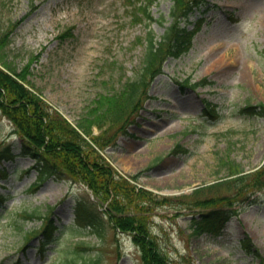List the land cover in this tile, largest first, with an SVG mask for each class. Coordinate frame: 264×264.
I'll return each instance as SVG.
<instances>
[{"label": "rangeland", "instance_id": "rangeland-1", "mask_svg": "<svg viewBox=\"0 0 264 264\" xmlns=\"http://www.w3.org/2000/svg\"><path fill=\"white\" fill-rule=\"evenodd\" d=\"M139 1L0 0V38L6 34L0 67L26 72L41 97L74 124L98 92L138 76L148 32L159 39L171 22L172 0H149L151 19L137 14ZM187 25L198 27L190 49L165 61L130 134L102 155L126 179L137 174L130 179L137 187L173 198L149 218L171 264H264V188L221 206L236 213L215 234H193L191 226L192 215L211 207L182 203L229 194L210 186L228 174L227 159L245 170L264 162V116L242 110L264 103V0H206ZM205 104L217 117L206 114ZM176 144L183 151L172 153ZM2 149L11 155L0 158V264H143L127 232L106 223L69 230L75 199L90 197L84 186L50 178L27 190L33 160L19 154L14 126L0 112ZM49 206L58 239L41 247L37 230L27 246L26 232L44 222Z\"/></svg>", "mask_w": 264, "mask_h": 264}, {"label": "trees", "instance_id": "trees-1", "mask_svg": "<svg viewBox=\"0 0 264 264\" xmlns=\"http://www.w3.org/2000/svg\"><path fill=\"white\" fill-rule=\"evenodd\" d=\"M151 2L144 0L137 3V14H141L143 19L152 18L148 11ZM205 2L172 0L169 11L172 20L160 39L157 40L151 32L145 38L138 76L125 80L117 90L98 92L74 124L41 97L25 77L26 72H22L25 75L17 74L0 67V112L13 124L19 137V154L33 159L30 167L36 171V177L27 190H37L50 178L84 185L92 193L94 201L88 195L75 199L74 217L68 224L69 230L73 232L80 226H93L98 230L106 223L114 230L127 232L139 248L143 264H171L151 233L149 218L156 206L169 203L173 198L157 196L150 190L137 187L130 179L134 180L138 175L126 179L105 160L102 151L115 146L119 136L130 134L128 126L151 97V82L162 72L164 61L168 57H179L190 48L197 27H187L188 17ZM5 38L6 34L0 38V45ZM185 82L187 84V80ZM198 84L201 83L192 85ZM213 110L208 112L216 114ZM242 110L264 116V103L248 105ZM94 129L97 131L94 132ZM180 150L183 151V148L177 144L171 151ZM0 152L3 154L0 158H10V150L6 153L2 149ZM226 164L228 174L210 186L223 187L229 194L195 195L198 198L191 201L179 199L182 203L211 207L192 215L193 234L218 233L230 214L236 213V209L227 213L221 206L231 207L237 196L243 200L247 196V189L255 192L264 188V162L250 170L228 159ZM51 210L52 206L47 207L41 215L44 222L26 232L27 241L33 238L37 230L43 234L41 245L58 239L51 233L57 227L50 218ZM23 216L28 219L33 217L29 213H23Z\"/></svg>", "mask_w": 264, "mask_h": 264}]
</instances>
